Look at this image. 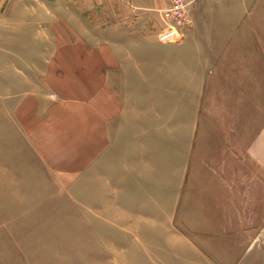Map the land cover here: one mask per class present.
I'll return each mask as SVG.
<instances>
[{
	"label": "rangeland",
	"instance_id": "1",
	"mask_svg": "<svg viewBox=\"0 0 264 264\" xmlns=\"http://www.w3.org/2000/svg\"><path fill=\"white\" fill-rule=\"evenodd\" d=\"M66 1L76 16L70 28L77 40L90 44L84 28L96 32L103 26L122 42L134 44L135 59L120 57L122 65L136 63L142 70L123 69L134 83L121 89L122 93L132 89L134 95L126 120L136 121L132 129L136 135L117 143L99 176L92 164L45 161L17 108L27 93L36 91V70L51 62L43 52L52 43L29 23L30 17H47V11H19L17 18L24 21L14 18L0 27V264H225L246 252L252 256L255 248L249 243L252 250L242 249L241 240L256 235L246 234L247 228L264 225V1L240 17L231 16L225 7H210L207 1L192 12L189 6L199 0H181L179 34L168 41L160 40L159 33L175 24L166 15L173 0H164L165 6L158 9L136 7L132 0ZM54 13L65 16L59 9ZM197 17L201 66L199 73L190 74L191 64L180 45ZM65 29L68 33V26ZM54 32L64 34V27ZM154 32L156 42L167 48L177 45L166 62L159 50H153L158 54L153 64L144 61L150 48L156 49V42L147 39ZM224 49L230 56L222 53ZM237 50L260 56H231ZM249 65L252 71L246 73L247 79L243 74L237 88ZM176 76L183 84L173 80ZM45 93L53 98L52 92ZM197 129L200 139L194 141ZM53 132L48 130L39 140L50 139ZM149 132L153 133L149 139L140 137ZM79 148L78 143L70 144L62 151L69 155ZM139 150L147 151L149 166L143 177L133 175L129 164H138ZM120 207L135 210L146 220L161 215L160 210L170 214L182 208L184 214L168 216L171 222L164 225L146 223L136 232L127 227L132 217H122L126 214ZM197 208L233 210L232 233L227 227L226 234L211 233L212 239L204 238L209 234L194 237L208 228V220L212 226L221 225L219 218L192 217ZM121 212L125 215L120 217Z\"/></svg>",
	"mask_w": 264,
	"mask_h": 264
},
{
	"label": "crops",
	"instance_id": "2",
	"mask_svg": "<svg viewBox=\"0 0 264 264\" xmlns=\"http://www.w3.org/2000/svg\"><path fill=\"white\" fill-rule=\"evenodd\" d=\"M206 1L210 3V7L211 4L212 6L219 5L225 7L224 9L229 11L231 16L233 14H238L240 17L244 16L247 11L250 12L251 9H256L258 6L262 5V3H260L261 0H199L196 5L189 6L190 10L193 12V10L201 7ZM263 1L264 0H262V2ZM132 2L136 7L146 9H158L164 7L166 4L164 0H132ZM36 8L46 10L48 16L43 18L40 17V19L30 17L29 23L31 27L35 26L36 30L40 31V34H45V38L52 43L50 48L43 52L45 56L51 58V62L48 65H42L41 68L36 70L37 81L33 82V90L36 91L27 93L23 97L17 108L18 115H20L19 117L24 126L29 130L28 135L30 140L33 142L37 140L39 142L40 153L44 156L45 161L54 162L59 160L65 162L67 166H71L73 164L72 162H77L81 167H88L92 164L97 167L99 172L97 176H99L105 162H109L110 159H112L110 157L117 150V143L128 142L131 136L136 135L134 130H132L136 121L131 119L126 120V117L129 118L126 111H131L132 101L135 103V99L133 98L134 95H131L132 89L130 91H124L123 93L121 89L125 87L127 90L129 86L128 83H134L131 80L132 78H129L128 75H124L126 72L123 69L129 67L127 70L129 72L133 70L140 72L142 70H140V68L138 69L136 63H134L133 66L122 65L124 61L123 59L121 61L120 57L121 54V56L123 55L125 58L132 56L135 59L133 55V52H135L133 48L134 44L122 42L119 35L116 36L111 30L105 32L103 26L98 27L96 32H94L93 29L91 31L89 27H83L84 31L82 33L87 34L86 41L90 44L83 42L84 39L78 37L77 40L74 38L76 34L74 35L70 28L74 22L73 17L76 16L74 15L72 7L66 0H0V27L10 23V21L13 23L12 19L14 18H16V22L24 21L17 18V13H23L24 10H33ZM56 9L64 12L65 16H57L54 13ZM75 19L78 20V18ZM141 20L143 21L141 23L148 24L147 20L143 18H141ZM138 23H140V18ZM200 23L201 20L197 17L191 32L186 34L185 41L180 45L182 48H185L184 56L189 62H187V65L189 66L191 64L190 74L199 73L201 66V50L197 37V35H199L198 26L195 28V25H199ZM58 26L59 29H63L64 27V34L60 33L59 35H55L57 33L54 32V30L58 28ZM67 26L68 33L65 29ZM128 35L131 37V40L133 38L134 40L136 39L134 33H128ZM154 35L155 32L147 36V39L156 42L157 40ZM223 38L224 37H222V39ZM236 38L238 39V37ZM155 47L156 49L150 48L144 61L153 64L156 61L155 58L153 60V56L158 55L153 53V50L157 52L159 50L162 60L166 62L169 60L171 54L174 53L173 51H176L177 45L167 48L156 42ZM151 53L154 55H151ZM222 53L230 56L226 49H224ZM210 55L216 57L218 54L213 55L211 53ZM231 56L249 58L253 56L259 57L260 55L258 52L251 51L245 53V50L242 52L237 50L233 52ZM80 61L82 64H80ZM251 61L252 60H249V63H251ZM255 66L258 67V62L257 64L255 63ZM248 71H252V65H249L246 71L242 72V76L238 78L240 83L238 82L237 88H240L241 82L244 81L243 74L245 73L246 75V73H249ZM173 80L183 84L180 76H176ZM153 82L157 81L153 80ZM147 85L149 87L153 86L152 82H148ZM45 90L47 92H52V99L48 98ZM83 96H86V98L81 100ZM121 96L124 97L123 103L121 101ZM135 109L136 107L134 110ZM39 116L41 118H47L48 121L47 119H39L40 122L36 121V118ZM33 118L35 121H33ZM121 121L124 122L121 123ZM121 128L124 129L121 130ZM51 129H53V131L55 130V132H53L54 134L50 139L47 140L45 138L39 140V138H42L48 133V130ZM199 131L200 130L197 129L194 141H197V138L200 139ZM121 135L125 138L121 139ZM152 135L153 133L149 132L145 135H140V137H148L149 139ZM77 143L80 146L79 149L70 150L68 153L69 155L63 154V148H67L70 144ZM148 144L149 142L147 145ZM146 153L147 151L145 150H139V153L137 151L136 154H138V156L140 155V158L138 157L140 159L138 164L134 163L132 165L129 162V164L134 167L131 169L133 175L143 177L141 175L145 174V167L149 166L146 162ZM192 166L196 167L195 164L190 165V167ZM132 173L129 172V175H132ZM183 183H181L182 186ZM114 202H116L115 199ZM182 202L181 198V204ZM120 209L126 214H122L121 212V214H119L120 217L122 215H125L122 216L125 218L132 217L130 218L132 222L130 225L132 226H126L132 227L136 232H141L139 226L147 225L146 223L164 225V223L171 222L168 219L173 215L177 214V216H183L184 214V209L182 208H180V212L171 210L169 211L170 214L165 213L164 210H160L158 214L161 215L153 219L150 217V220H146L147 217L142 219L143 215L137 213L135 210L126 212L121 207ZM234 215L233 210L209 208L208 210L204 209L200 211V208H197L195 214L193 213V215H191L192 217L219 218L221 225L214 224V226H212L213 222L208 220V228L205 229V231H198V236L194 237L200 239L203 234H209L208 237L205 236L204 238L212 239L211 237L213 236L211 233L226 234L227 227L229 228V232L232 233V217ZM162 217L165 219V222L161 220ZM201 222L200 220L199 226H201ZM213 227H216V229ZM247 229L248 231L245 232L246 234L251 233L256 235H252L250 238L246 235V238L241 240L242 249L245 250V248H247L249 250L252 247L255 248L252 251L253 255L249 256L248 252H246V255L230 258V262L225 264H264V256H262V254H264V225H256V228L253 227L251 230H249V228ZM145 231L146 234L151 235L153 240H156V236L151 233L152 231ZM217 236H214V239ZM216 239H220L219 236ZM249 243L252 244L250 245L252 246L251 248H249ZM243 254H245V252H243ZM215 263L217 262L211 261L208 264Z\"/></svg>",
	"mask_w": 264,
	"mask_h": 264
},
{
	"label": "built area",
	"instance_id": "3",
	"mask_svg": "<svg viewBox=\"0 0 264 264\" xmlns=\"http://www.w3.org/2000/svg\"><path fill=\"white\" fill-rule=\"evenodd\" d=\"M184 8V4L181 0H173L172 6L167 10L166 15L170 21L175 24H169L165 29L159 33V39L162 41H168L178 36L179 32L177 26L181 23L183 16L181 10Z\"/></svg>",
	"mask_w": 264,
	"mask_h": 264
}]
</instances>
